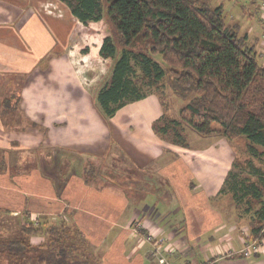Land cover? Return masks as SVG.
I'll return each mask as SVG.
<instances>
[{
  "label": "crops",
  "instance_id": "obj_1",
  "mask_svg": "<svg viewBox=\"0 0 264 264\" xmlns=\"http://www.w3.org/2000/svg\"><path fill=\"white\" fill-rule=\"evenodd\" d=\"M35 2L0 0V218L75 225L97 264H151L150 246L131 231L136 220L164 241L171 264H264V253L225 256L244 240L216 202L228 149L166 144L150 98L106 119L67 52L77 19L44 17ZM254 27L260 43L264 30ZM11 226L0 234L18 232Z\"/></svg>",
  "mask_w": 264,
  "mask_h": 264
},
{
  "label": "trees",
  "instance_id": "obj_2",
  "mask_svg": "<svg viewBox=\"0 0 264 264\" xmlns=\"http://www.w3.org/2000/svg\"><path fill=\"white\" fill-rule=\"evenodd\" d=\"M58 1L78 21L73 45L67 48L73 65L86 59L109 64L96 93V105L106 119L169 87L178 97L190 99L180 120L195 133L241 140L250 158L264 160V65L256 48L260 40L250 41L237 23L226 22L223 5L212 6V0ZM256 13L264 30L260 9ZM7 102H1L3 112L9 109ZM160 122L153 124L157 135L188 148L181 133L158 127ZM253 171L257 181H235L228 189L232 198L242 190L240 202L250 197L259 205L251 222L252 239L264 224V173ZM15 225L17 233L0 234V264H97L75 225L25 220ZM3 226L8 229L11 222ZM32 236L44 239L35 245L29 240Z\"/></svg>",
  "mask_w": 264,
  "mask_h": 264
},
{
  "label": "rangeland",
  "instance_id": "obj_3",
  "mask_svg": "<svg viewBox=\"0 0 264 264\" xmlns=\"http://www.w3.org/2000/svg\"><path fill=\"white\" fill-rule=\"evenodd\" d=\"M35 1H36L35 9L37 13H39L40 15H43L44 17L52 16L57 18H63L66 20L68 19V23L72 24V20H71L72 18L70 16V12L64 4H62L63 9L61 10L59 4L57 5L56 0H35ZM220 4L223 5V8L225 10L226 22L237 23L240 26L242 32H248L251 26L253 27L255 26L254 27L256 28L255 33L262 34L263 27L260 24L258 15L256 13V10L261 8L259 3L257 2L253 3L251 0H212V6H217ZM105 28L107 31L110 30L109 26L104 27V29ZM71 29L72 27H70L69 31H71ZM76 31L77 30H75L74 32L77 33ZM248 33H249V40L251 41L254 32H252L251 30ZM72 34H71V38L73 36ZM71 44L73 45V42L70 40L68 46H70ZM256 47H258L259 51H261L263 57L264 56L263 37L261 42L257 43ZM79 67L83 71V75L85 77L84 80L85 82H87L89 90H93L94 93L95 92L97 93L100 85L102 84V82H104V78H106L109 69V64L101 63L93 59H86L84 63L79 64ZM159 96L158 94L156 95L153 93V94H148L145 97L152 99V101L156 105V111L160 116L157 119L158 122L161 119V122L158 124V127H160L161 125L163 126L166 125L168 126V128L174 129L175 131L181 133L182 137H184V141L188 146V148L204 149L209 145H212V147H215V149H219L220 147L228 149L227 156L230 159L231 164L224 179V181L225 180L227 181L226 183L223 181V185L221 187V189H224V191L219 195L220 197L217 198L216 202H220V204L223 205L222 209L224 210L225 213L224 219L225 221H227V224H229L228 226H230V224H233L232 232H235L238 237H242L245 239L246 235H251V222L253 218L256 216V211L259 209V205L257 204L256 201L252 200L250 197L242 198L240 202L238 199L241 198V195L243 193L242 190L238 191L237 198H232L233 192L228 189H230V185L235 181L237 182L243 181L245 183H252L257 181L258 175L253 171V169L254 168L260 169V171L264 173V160L259 161L250 158L249 155L245 153L244 144L241 140L228 141L222 136L215 134L209 136L198 135L191 128L186 126L185 123L181 122L180 111L188 104L190 100L189 98L182 99L178 97L175 94V92L171 90L169 87H165L162 94H160ZM175 121H177V123L179 122L180 124L179 123L175 124ZM158 136L166 144L174 146L173 144H171L172 137H169L170 138L169 139L163 137L161 134ZM221 140L225 142L226 146L224 145V142L223 144L219 143V141ZM215 143L216 146H213ZM233 176H236V178L233 179ZM6 219L8 222H10V220L12 221L14 218H6ZM4 221H6L4 218L3 219L0 218V226H3ZM11 224H13V226L16 227L15 221H13ZM262 225L263 226L258 232L259 233L258 236L255 237L254 239H258V240L264 239L263 237L264 224ZM10 228H12V226ZM14 233H17V230H14ZM29 240L32 241L30 238Z\"/></svg>",
  "mask_w": 264,
  "mask_h": 264
},
{
  "label": "built area",
  "instance_id": "obj_4",
  "mask_svg": "<svg viewBox=\"0 0 264 264\" xmlns=\"http://www.w3.org/2000/svg\"><path fill=\"white\" fill-rule=\"evenodd\" d=\"M260 4V17L264 22V0H256ZM131 231L139 238L142 243L150 246L149 257L151 264H171L167 258V251L164 248V241L158 239L155 234L146 230L145 225L141 220L133 222ZM244 239V238H243ZM264 253V239H252L249 235L242 242V246L238 250H229L226 257H234L241 255L244 258L254 257Z\"/></svg>",
  "mask_w": 264,
  "mask_h": 264
}]
</instances>
